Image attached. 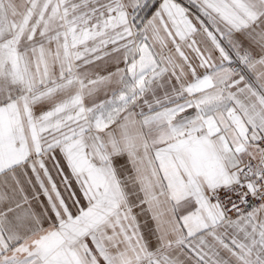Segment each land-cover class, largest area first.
Returning <instances> with one entry per match:
<instances>
[{"label":"snow or ice","instance_id":"obj_1","mask_svg":"<svg viewBox=\"0 0 264 264\" xmlns=\"http://www.w3.org/2000/svg\"><path fill=\"white\" fill-rule=\"evenodd\" d=\"M0 264H264V0H0Z\"/></svg>","mask_w":264,"mask_h":264}]
</instances>
